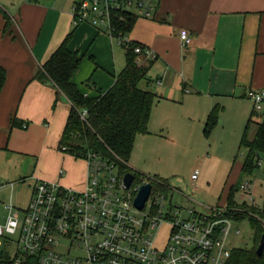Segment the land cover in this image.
<instances>
[{"label":"crops","instance_id":"obj_1","mask_svg":"<svg viewBox=\"0 0 264 264\" xmlns=\"http://www.w3.org/2000/svg\"><path fill=\"white\" fill-rule=\"evenodd\" d=\"M0 1L9 17V24L5 14L0 17V66L6 70L0 94V167H6L0 168V190H14V183L8 180H29L28 206L35 181L82 189L87 176L83 160L59 151L71 105L53 84L40 81L36 75L71 34L68 48L82 57L73 82L83 94L98 97L115 84L125 67L126 51H121L105 30L89 24L74 27L71 0H42L37 4ZM183 30L189 33L187 46L181 39ZM127 39L156 54L140 88L156 94L157 101L148 134L136 139L132 169L160 175L154 161L165 159L161 149L178 146V130L201 133L216 105L224 107L219 122L232 113L234 133L242 134V123L254 111L248 91L264 92V0H162L156 17L138 19ZM219 128L220 124L214 134ZM221 129L226 130L224 126ZM22 161H27L26 168ZM260 162L263 168L264 155ZM60 170L65 176H60ZM255 176L258 180L249 193L233 180L221 206H227L226 198L233 187H238L234 194L237 204H248L251 194L257 205L263 206L264 175L256 172ZM184 200L191 202L188 197Z\"/></svg>","mask_w":264,"mask_h":264},{"label":"built area","instance_id":"obj_2","mask_svg":"<svg viewBox=\"0 0 264 264\" xmlns=\"http://www.w3.org/2000/svg\"><path fill=\"white\" fill-rule=\"evenodd\" d=\"M27 1L37 4L42 0ZM161 2L71 0L73 25L89 24L105 30L127 47V37L117 32L113 17L129 14L153 19ZM181 39L185 46L190 44L188 31L181 32ZM134 52L139 65L156 58L154 51L143 45L136 46ZM247 98L255 112L264 110V92L249 90ZM86 116L84 110L81 117L85 120ZM83 161L87 176L82 189L37 180L25 210L7 205L9 216L0 225V237L12 241L5 236H15V246L10 251L15 264H24L29 258H34L35 264H227L234 249L230 237L241 233L236 221L220 217L222 214L212 209L202 214L174 202V195L182 192L159 178L140 174L141 180L135 179L127 187L120 167L102 155L91 153ZM59 174L62 177L66 173L60 170ZM198 176L199 171L192 175L193 184ZM146 185L152 186L150 196L144 208L139 209L135 201ZM241 189L249 193L251 186L245 183ZM189 201L193 202L191 198ZM255 202L249 194L248 204ZM225 211L242 213L240 209ZM164 227L168 235L159 246L158 235Z\"/></svg>","mask_w":264,"mask_h":264},{"label":"trees","instance_id":"obj_3","mask_svg":"<svg viewBox=\"0 0 264 264\" xmlns=\"http://www.w3.org/2000/svg\"><path fill=\"white\" fill-rule=\"evenodd\" d=\"M0 14H5L1 6ZM5 17L9 24V17L6 14ZM137 20V17L129 14H118L113 17L112 22L118 33L128 37ZM71 36V34L67 36L36 75L40 81L53 84L59 96L62 95L71 105L70 114L60 139L59 151L79 160L85 159L91 153L102 155L120 167L122 176L132 173L133 170L128 165L136 139L140 135L148 134L152 109L157 101L156 94L140 88V84L148 77L152 61L139 65L138 55L134 52L139 44L128 43L127 47H124L125 67L116 76L113 87L101 96L90 97L83 94L73 82L82 57L78 52H72L68 48ZM5 82L6 70L0 66V94ZM84 110H87L85 120L81 117ZM223 111L224 107L216 105L210 112L204 128L206 138H210L218 126ZM256 115L257 113L253 111L240 142V149L247 150L241 171L244 177H249L254 173L259 167L260 157L264 155V114L262 121L257 124L254 138L250 140L248 137ZM135 176L136 181L141 180L140 174L136 173ZM237 190L238 187L230 189L226 198V209L239 208L242 213L232 215L226 212L220 217L231 218L236 223L248 221L254 233L253 245L251 248H234L227 264H264V250L261 256L257 254L264 239V205L262 209H256L249 207L246 203L237 204L234 200ZM217 214L219 215L218 212ZM4 240V250L0 253V264H15L6 248L7 239ZM35 263L34 258H29L24 264Z\"/></svg>","mask_w":264,"mask_h":264},{"label":"rangeland","instance_id":"obj_4","mask_svg":"<svg viewBox=\"0 0 264 264\" xmlns=\"http://www.w3.org/2000/svg\"><path fill=\"white\" fill-rule=\"evenodd\" d=\"M7 13L10 14L9 11H7ZM0 17L3 18V14L0 15ZM118 45L121 51H124V46L120 45L119 42ZM256 113L254 124H252L248 134L250 140H252L256 134L257 124L262 121L264 110L260 113ZM249 117L250 115L239 129L240 131L242 128L241 135H239L240 132L237 134L234 133L235 120L232 113L228 114L221 123L219 122V132L214 134V130L210 138H206L204 135L205 124L201 128L202 132L197 135L192 134L188 129L182 131L178 130V146L169 145L168 147H164L161 149L160 154L165 159L162 161H154L156 164L155 167L160 170L157 174L160 175H156L155 177L154 173L151 175L144 172L139 174L152 178L162 177L174 186H177L178 189L183 191V194H179L178 197H175L174 202L177 201L183 206L194 208L198 213L202 214H209L211 208H214L213 210L219 214H225L227 207L223 208L221 205L225 202V193L233 183L232 181L236 179L238 186L250 182L249 184L253 190V186L256 185L258 180V176H255V173L258 172L264 175V167L262 168V166H259L249 177L240 175V179L239 177L237 178V174L241 171L240 165L244 162L247 155V150L245 148L240 149V142ZM222 126L226 129L225 131L221 129ZM22 162V167L26 168L27 161ZM18 164L19 162L14 164L13 169L17 168ZM5 167V165H2V168H0L5 170ZM196 171H199V176L198 180L193 184L191 177ZM132 172H135L134 169ZM262 178H264V176H262ZM7 182H13L15 187L13 191H11L10 188L0 190V225L2 226L6 223L9 216V212L5 208V205L12 203L16 207L25 209L30 198L31 182L29 180L13 179ZM7 182L5 181V183ZM164 182L168 184L166 181ZM179 196L183 197V199L179 198ZM186 197L191 198L193 202L184 200ZM247 205L256 209H262L263 207H260L257 203L254 205ZM235 226L241 230V233L239 235H231V247L251 248L253 245L254 233L250 223L244 221L242 223H235ZM167 235L168 228L164 227L158 235L157 244L159 246L163 245ZM5 237L12 240H7L9 244L7 243L6 245L9 255L12 257L10 251L15 246V236ZM4 239L5 238L0 237V253L4 250Z\"/></svg>","mask_w":264,"mask_h":264},{"label":"water","instance_id":"obj_5","mask_svg":"<svg viewBox=\"0 0 264 264\" xmlns=\"http://www.w3.org/2000/svg\"><path fill=\"white\" fill-rule=\"evenodd\" d=\"M135 179H136L135 174L127 173L125 176V183H126L127 187H130L132 182ZM151 188H152L151 185H146L145 187L142 188L141 192L139 193V195L135 201V204L139 209L144 208V206H145V204H146V202L150 196ZM263 250H264V239L262 240V243L257 250V254L259 256H261L263 253Z\"/></svg>","mask_w":264,"mask_h":264}]
</instances>
